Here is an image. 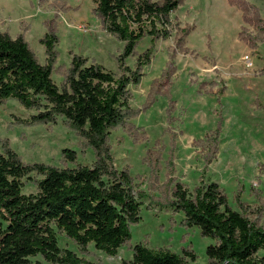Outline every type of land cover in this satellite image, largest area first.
Instances as JSON below:
<instances>
[{"label":"trees","instance_id":"trees-1","mask_svg":"<svg viewBox=\"0 0 264 264\" xmlns=\"http://www.w3.org/2000/svg\"><path fill=\"white\" fill-rule=\"evenodd\" d=\"M92 1L102 28L124 43L117 56L118 73L77 54H72L68 66H57L59 39L53 28L40 39L43 63L24 33L12 37L0 30V105L11 99L31 111L28 117L18 118L24 125L60 121L79 137L81 153L88 148L93 153L90 164L77 163V151L71 148L61 149L60 165L28 163L3 141L0 264H102L62 247L61 236L81 255L90 253V245L111 257L126 247L131 256L122 264H195L197 255L189 245L178 253L150 248L147 242L131 243V226L141 221L143 208L170 211L173 223L177 222L174 216L180 215L179 225L197 228L201 237L211 238L203 264H264V198L260 191L251 187V195L258 201L251 206L241 199L243 187L239 184L233 208L224 188L204 177L218 151L221 119L198 141L205 150V166L192 190L175 175L174 139L164 165L159 141L146 151L142 162L149 168L148 176H132L128 166L114 164L111 132L123 131L137 142L146 139L144 129L133 122L142 110L131 106L130 86L141 83L155 43L173 36L172 60L178 53L193 52L185 44L195 27H180L171 17L184 0ZM227 1L242 13L238 38L250 49L257 48L264 42L259 7L249 0ZM145 38L150 45L137 52ZM129 57H135L133 68L126 64ZM169 67L164 73L173 72L171 61ZM54 73L61 76L60 82L52 78ZM162 169L165 178L160 180ZM143 182H147V191L140 187ZM27 184L35 191L25 193Z\"/></svg>","mask_w":264,"mask_h":264},{"label":"rangeland","instance_id":"rangeland-1","mask_svg":"<svg viewBox=\"0 0 264 264\" xmlns=\"http://www.w3.org/2000/svg\"><path fill=\"white\" fill-rule=\"evenodd\" d=\"M249 1L259 7L264 19V2ZM93 8L92 0H0V30L12 37L24 33L38 61L43 63L40 39L53 28L59 39L57 66H68L72 54H77L118 73L117 56L124 43L106 33ZM171 17L180 27H195L185 44L193 52L178 53L172 60L173 36L155 43L153 58L144 67L141 83L130 86L133 96L130 104L142 110L133 122L144 129L146 139L137 142L123 131L111 132L114 164L117 168L128 166L132 176H148L149 168L142 162L146 151L159 141L164 165L174 139L175 175L192 190L205 166V150L198 141L221 119L218 151L207 165L204 177L224 188L233 208L239 184L243 187L241 199L255 206L258 201L251 195L253 185L264 198V42L250 49L238 38L242 13L227 0H184ZM149 45V38L143 39L137 45V52ZM169 61L173 72L166 74L170 70ZM134 63L135 57L126 60L130 68ZM52 78L57 83L61 81L58 74L54 73ZM31 113L15 100L0 105V152L3 141H7L28 163L60 165L63 148L77 151V163L92 162V150L88 148L81 153L79 137L60 121L33 126L18 121ZM172 132H176L175 137L171 136ZM118 138L122 139L121 143ZM164 173V169L159 172L160 180L165 178ZM146 183L140 185L145 191ZM23 191L29 193L35 189L27 184ZM170 216V211L143 208L141 221L131 226V243L147 242L150 248H168L178 253L189 245L197 255L195 264H203L205 247L213 240L201 237L197 228L179 225L180 215L174 216L175 223L170 221ZM60 244L96 263L122 264L131 256V250L126 247L111 257L92 245L88 255H81L63 236Z\"/></svg>","mask_w":264,"mask_h":264}]
</instances>
